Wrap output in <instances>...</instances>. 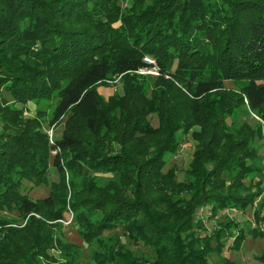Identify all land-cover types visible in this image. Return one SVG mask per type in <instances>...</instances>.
Segmentation results:
<instances>
[{"label": "trees", "instance_id": "trees-1", "mask_svg": "<svg viewBox=\"0 0 264 264\" xmlns=\"http://www.w3.org/2000/svg\"><path fill=\"white\" fill-rule=\"evenodd\" d=\"M145 57L159 72L148 94L136 72ZM115 78L123 90L104 100L96 85ZM51 98L50 124L63 122L50 143L42 113L24 111ZM243 110L259 127L228 130ZM262 130L264 0H0V210L27 216L29 231L21 254L2 232L0 264L69 251L40 221L67 208L81 237L104 248L97 264H210L229 239L233 250L247 234L264 244ZM182 134L193 148L178 179L169 161ZM41 186L47 194L30 197ZM225 209L251 211L254 224L224 218L208 230L204 218ZM108 232L136 250L104 244Z\"/></svg>", "mask_w": 264, "mask_h": 264}, {"label": "rangeland", "instance_id": "rangeland-1", "mask_svg": "<svg viewBox=\"0 0 264 264\" xmlns=\"http://www.w3.org/2000/svg\"><path fill=\"white\" fill-rule=\"evenodd\" d=\"M133 0H118L121 8H127L132 3ZM146 2V0H143ZM117 25V23H116ZM5 64H3L4 66ZM140 78V83L142 84L141 88H144V91L148 94L150 88L152 86V80L157 75L144 73H137ZM141 78H145L144 80ZM97 89L100 92L101 97L104 100H107L110 96H115L118 93H121L123 90L121 80L118 78L115 79H107L96 85ZM227 86L237 88L238 85L227 83ZM29 104H32V107H29ZM55 106V99H40L38 102H29L24 111L26 115L33 116L35 112L39 110L42 113L40 120L43 122V130L46 132L48 140L49 134L53 138H58L62 132V122H56L54 124H50V118L52 117V112ZM251 117L258 120V118L253 114ZM251 117H247L246 111H237L232 114L230 117V124H228L227 129L235 132H240L243 130L244 124H251V128L256 130L259 125L256 123H251L253 121ZM151 123L156 126L157 119L154 116L151 120ZM258 125V126H257ZM195 127L194 129H196ZM262 140L263 143L255 142V147L258 149L259 157L262 166V175L264 176V131L262 130ZM193 148V142L189 136V134L180 135V146L177 153L170 159L169 163L173 164L177 168V178L183 179L184 177V168L187 167V164L190 159L191 151ZM51 153V150H50ZM52 154V153H51ZM254 163L258 165V161L254 160ZM55 179V176L52 174L51 176ZM105 180L101 177H96V182L102 184ZM264 181V178H263ZM26 187L29 186L28 182H24ZM48 192V188L46 186L36 187L35 189L29 192L30 197L38 198L44 197ZM203 214L205 217L209 216L210 212L205 208H201L199 214ZM264 213V212H263ZM72 215V217H71ZM200 215V216H203ZM39 218V215H35ZM204 218V217H202ZM214 220H209L208 218H204V223L208 230L211 228L217 227L218 222L224 220V218H232L239 222V226H242L244 220H248L250 222V226L254 224L252 212H241L235 211L233 209H225L217 213L215 215ZM27 216H23L16 210H0V241L1 246L7 240L6 235L2 237V232L6 231L10 237L11 245L10 247L15 249L19 254L26 252L27 245H25V241H27V237L29 231L26 228ZM40 221L43 224V227L49 233L50 238H60L65 244H69L71 249L69 251L66 250H56L51 246L48 248L47 252L44 255L39 254V259L37 255L33 258L36 262L40 261V264H97L94 256L95 252H104V248L100 246V243L97 240L86 241L84 240L80 233L78 226L74 223L73 220V212L70 208H67V211L64 213L62 219L58 220H46L41 218ZM244 227V225H243ZM247 228V227H246ZM102 242L106 245L110 243H114L118 238L120 242L125 244L126 247L133 248L136 250V245L134 241L129 240L124 237V234L121 232H108L104 237H102ZM225 242V241H224ZM14 243V244H13ZM231 243V239H229L223 246L221 250L215 249L210 256V264H260L257 257L260 256L264 248V244L261 238H253L249 234H247L246 238L240 244L239 250H233L229 248V244ZM212 246H216V242L213 241ZM219 248V247H218ZM141 251L147 253V257H151V252L148 248L141 247ZM230 260V261H229Z\"/></svg>", "mask_w": 264, "mask_h": 264}, {"label": "built area", "instance_id": "built-area-1", "mask_svg": "<svg viewBox=\"0 0 264 264\" xmlns=\"http://www.w3.org/2000/svg\"><path fill=\"white\" fill-rule=\"evenodd\" d=\"M144 61H145V63L148 66L139 68L138 70H136L137 73H140V74L149 73V74H153V75H158L159 74L157 66H156L154 60L148 59L147 57H145ZM52 139H53V137L50 136V134H49V142L50 143L52 142ZM57 152H58L57 149H55V148L51 149V153L52 154H56ZM71 217H72V215H71Z\"/></svg>", "mask_w": 264, "mask_h": 264}, {"label": "crops", "instance_id": "crops-1", "mask_svg": "<svg viewBox=\"0 0 264 264\" xmlns=\"http://www.w3.org/2000/svg\"><path fill=\"white\" fill-rule=\"evenodd\" d=\"M29 107L31 108L32 107V104H29ZM264 194V193H263Z\"/></svg>", "mask_w": 264, "mask_h": 264}]
</instances>
